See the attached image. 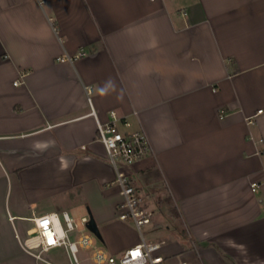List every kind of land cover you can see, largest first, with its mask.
Listing matches in <instances>:
<instances>
[{"label": "crops", "instance_id": "crops-1", "mask_svg": "<svg viewBox=\"0 0 264 264\" xmlns=\"http://www.w3.org/2000/svg\"><path fill=\"white\" fill-rule=\"evenodd\" d=\"M112 110L150 142L129 175L161 208L157 173L181 215L163 252L264 264V0H0V264H40L34 219L81 203L108 248L138 242L104 223Z\"/></svg>", "mask_w": 264, "mask_h": 264}, {"label": "built area", "instance_id": "built-area-1", "mask_svg": "<svg viewBox=\"0 0 264 264\" xmlns=\"http://www.w3.org/2000/svg\"><path fill=\"white\" fill-rule=\"evenodd\" d=\"M79 53L78 56H81ZM64 55L61 60H72ZM88 98L92 101V86L86 87ZM261 110H259L260 112ZM98 140L103 144L109 162L114 168V183L119 188L122 200L118 205L119 219L133 222L139 230L140 240L127 248L122 254H115L95 244L94 236L87 223L89 218L82 216L81 223L67 211L59 214H46L36 217V230L21 241L24 251L32 255L40 264H55L51 252L65 250L71 264H82L79 252L86 250V264H191L181 258H172L163 252V243L148 241L142 227L152 222L154 214L148 208L147 196L135 184L126 170L148 155L151 150L149 139L141 129L133 128L126 116L119 115L115 110L110 112L107 121L97 120ZM259 184H252L255 190ZM84 227L89 232H84Z\"/></svg>", "mask_w": 264, "mask_h": 264}, {"label": "rangeland", "instance_id": "rangeland-1", "mask_svg": "<svg viewBox=\"0 0 264 264\" xmlns=\"http://www.w3.org/2000/svg\"><path fill=\"white\" fill-rule=\"evenodd\" d=\"M106 157L108 159L107 156V152H106ZM109 161V159H108ZM110 163V162H109ZM111 165V163H110ZM128 168H132V166H128ZM147 179V181H151L154 182L155 186H159L162 189L161 192V196L163 197L161 202L163 203V206L160 208L157 203H156V197H155V193L152 190H149L150 196L151 198H149L147 200V205L149 209H154V215L152 217V222L149 224H146L142 227V231L146 237V239L148 241H157V242H162L163 245H169L170 243H172L175 239H176V232L184 231V226L182 223V219H181V215L179 213L178 207L175 205L173 199L170 197V195H168L167 193V188H165V184L162 180L161 177L158 176L157 173H152L148 176H145ZM116 185V184H114ZM166 189V190H165ZM121 200H122V196H121ZM102 209L104 211V223H107V225H109V230L111 233H113L116 237L117 234L123 232V228L122 225L119 223H117V221H122L125 226L127 228H124L125 230L127 229V231H135L139 237L138 241L140 240V233L138 228L136 227V225L131 222V221H123L120 220L118 215H119V210L116 209V213L114 215V217L112 215H110L109 213V207L107 205H105L104 203L102 204ZM74 208V207H73ZM70 209L69 213L70 215L75 219L76 222H78L79 224L81 223V218L82 216H87L88 218H90V212L88 210L87 205H85L84 203L78 204L76 205V207L74 209ZM61 214V213H60ZM62 216V215H61ZM62 221L63 220V216H62ZM98 223V222H97ZM101 226V223H99ZM167 225L170 226V228H172L171 230L167 229ZM99 226V225H98ZM99 226V228H100ZM81 228H84L81 226ZM175 228L178 230H175ZM85 229V228H84ZM84 232H89L87 229L84 230ZM121 235V234H120ZM94 241L95 244L102 248V249H106L108 252H112L115 254H122L124 251L123 250H114L112 248H108L105 243L102 241V239H99L98 237L94 236ZM51 259L55 264H71L70 259L68 254L66 253L65 250H57L54 252H51ZM79 258L82 261V264H86L85 262V258L87 255V251L86 250H81L79 252Z\"/></svg>", "mask_w": 264, "mask_h": 264}, {"label": "water", "instance_id": "water-1", "mask_svg": "<svg viewBox=\"0 0 264 264\" xmlns=\"http://www.w3.org/2000/svg\"><path fill=\"white\" fill-rule=\"evenodd\" d=\"M87 227L91 230L99 239H102V233L98 227L95 218L91 215L87 223Z\"/></svg>", "mask_w": 264, "mask_h": 264}]
</instances>
